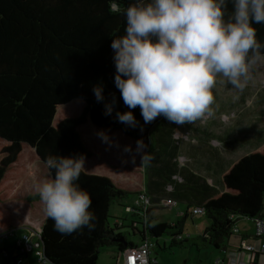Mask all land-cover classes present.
Instances as JSON below:
<instances>
[{
  "label": "trees",
  "instance_id": "obj_1",
  "mask_svg": "<svg viewBox=\"0 0 264 264\" xmlns=\"http://www.w3.org/2000/svg\"><path fill=\"white\" fill-rule=\"evenodd\" d=\"M134 3L0 0V237L12 230L41 228L45 254L53 264H97L102 247L123 252L165 233L176 244L227 251L237 219H251L255 234V219L264 210V144L230 164L218 191L205 177L178 168L175 123L164 116L145 123L139 107L124 104L115 84L111 45L126 35L125 13ZM233 10L229 0L227 12ZM253 26L264 45V23L253 21ZM97 86L103 90L99 101L93 91ZM128 111L135 116V127L118 119V113ZM141 140L146 145L142 151ZM145 153L153 157L147 165L142 164ZM49 156L84 157L85 171L76 183L93 201L89 211L95 215L94 230H55L36 190L55 176L46 166ZM176 174L183 181H174V195L189 199L195 194L193 186L203 193L194 207L188 205L204 208L210 218L203 233L185 238L184 221L158 222L152 207L131 212L130 225L120 218L110 222L116 200L146 191L159 202ZM128 228L140 241L128 239ZM252 264H259L257 253Z\"/></svg>",
  "mask_w": 264,
  "mask_h": 264
},
{
  "label": "clouds",
  "instance_id": "obj_2",
  "mask_svg": "<svg viewBox=\"0 0 264 264\" xmlns=\"http://www.w3.org/2000/svg\"><path fill=\"white\" fill-rule=\"evenodd\" d=\"M136 0L126 9V35L112 42L115 84L129 109L139 107L145 123L164 116L178 125L212 117L213 90L227 81L242 92L251 71L264 59L257 24L264 23V0ZM103 99L102 87L94 88ZM111 107L107 114L111 113ZM122 123L136 126L132 111L118 113ZM105 141L108 137L101 133ZM146 145L138 141V149ZM153 157L142 156L147 165ZM55 176L37 186L46 215L61 234L83 227L94 230L90 194L76 183L85 171L84 157L49 156ZM39 264H50L36 253Z\"/></svg>",
  "mask_w": 264,
  "mask_h": 264
},
{
  "label": "rangeland",
  "instance_id": "obj_3",
  "mask_svg": "<svg viewBox=\"0 0 264 264\" xmlns=\"http://www.w3.org/2000/svg\"><path fill=\"white\" fill-rule=\"evenodd\" d=\"M213 94L214 115L192 124H175L173 137L177 145L178 168L187 175L196 173L205 177L218 191H222L223 174L230 164L264 144V59L252 69L251 79L242 92L234 89L227 81L220 82L218 77ZM173 179L172 184H166V195L163 198L175 199L178 206L160 204L159 201L153 204L152 212L158 222L173 224L184 221L183 236L195 238L211 224L205 213L191 212L203 193L193 186L191 190L195 194L189 199H181L172 190H175L174 181H183V176L176 174ZM135 196L136 194L130 193L111 205L112 224L116 218H120L125 225H130L132 215L125 205L133 204ZM189 204L193 207L189 208ZM126 234L129 240L140 241L139 234H132L129 228L126 229ZM150 239L154 244L150 254L153 264H156L155 260L157 264H219L217 260L226 256V251L211 245L198 248L190 242L176 244L170 233L160 237L151 236ZM16 240L17 237L12 235L0 241V245L5 244L11 250ZM27 245L28 258L35 262L37 249L30 243ZM122 257L123 252H119L116 247H102L97 264L121 263Z\"/></svg>",
  "mask_w": 264,
  "mask_h": 264
},
{
  "label": "built area",
  "instance_id": "obj_4",
  "mask_svg": "<svg viewBox=\"0 0 264 264\" xmlns=\"http://www.w3.org/2000/svg\"><path fill=\"white\" fill-rule=\"evenodd\" d=\"M154 202L146 191L138 194L132 205L127 206V211L136 212L138 214L148 211ZM160 204L168 206H178V202L172 198L162 199ZM141 210V211H140ZM194 214L203 213L204 208L198 207L193 209ZM256 230L251 239H243L236 248H229L226 253L228 255V264H252L253 257L257 253L259 255V264H264V210L260 217L255 219ZM21 232V234H20ZM15 235L16 243L10 250L7 245H0V264H39V257L35 262H31L28 258V243L37 249V253H43L45 256L44 243L42 241V229H26L12 230L8 234L0 237V241ZM154 244L151 240L146 239L136 247L127 248L123 251V259L118 264H152L151 249ZM47 257V256H46ZM48 259V258H47ZM221 263V260L217 261ZM155 263L157 261L155 260ZM50 264H53L50 262Z\"/></svg>",
  "mask_w": 264,
  "mask_h": 264
},
{
  "label": "crops",
  "instance_id": "obj_5",
  "mask_svg": "<svg viewBox=\"0 0 264 264\" xmlns=\"http://www.w3.org/2000/svg\"><path fill=\"white\" fill-rule=\"evenodd\" d=\"M210 184H212V183H210ZM163 186H164V184H163ZM236 225H237L236 226L237 228L231 234V236H230V238L228 240L229 248H236V246L238 244H240L243 239H246V238L247 239H251L253 237L252 235L254 234V223L253 222H249L245 218H239V219H237ZM121 259H123V257ZM220 259H221V263H219V264H228V255H227V253H226V256L224 255L223 258H219L218 260H220ZM119 262H117V264ZM154 263H155V261H154ZM152 264H153V262H152Z\"/></svg>",
  "mask_w": 264,
  "mask_h": 264
},
{
  "label": "water",
  "instance_id": "obj_6",
  "mask_svg": "<svg viewBox=\"0 0 264 264\" xmlns=\"http://www.w3.org/2000/svg\"><path fill=\"white\" fill-rule=\"evenodd\" d=\"M118 241L124 242V243L126 244V242H125V239H124V238H119V239H118Z\"/></svg>",
  "mask_w": 264,
  "mask_h": 264
}]
</instances>
